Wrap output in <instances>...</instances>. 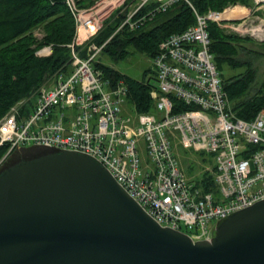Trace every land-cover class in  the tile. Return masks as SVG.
<instances>
[{
	"label": "built area",
	"instance_id": "built-area-1",
	"mask_svg": "<svg viewBox=\"0 0 264 264\" xmlns=\"http://www.w3.org/2000/svg\"><path fill=\"white\" fill-rule=\"evenodd\" d=\"M147 1L140 0L137 8ZM155 1L156 11H165L178 0ZM184 1L192 7L189 0ZM252 1L253 12L264 9V0ZM67 2L76 19V34L68 44L70 67L57 71L36 90L30 111H25V98L1 117L0 145L8 148L0 164L17 147L86 154L105 167L156 223L186 234L192 242L210 241L220 221L264 199V111L249 120L234 115L207 30L210 21L220 26L236 21L230 28L244 35L252 28L248 16L230 19L223 11L209 9L200 14L193 9L195 22L166 36L151 58L155 83L150 96L158 114L134 110L131 115L122 112L127 98L124 81L112 83L94 65L101 46H90L85 57L75 50V45L96 33L98 25L73 0ZM136 9L126 13L120 27L129 23L135 28L141 23V19L131 20ZM261 21L253 27L264 37ZM168 131L177 133L182 145L214 154L216 165L207 168L214 188L186 180ZM140 139L145 141L149 159L144 163Z\"/></svg>",
	"mask_w": 264,
	"mask_h": 264
},
{
	"label": "water",
	"instance_id": "water-1",
	"mask_svg": "<svg viewBox=\"0 0 264 264\" xmlns=\"http://www.w3.org/2000/svg\"><path fill=\"white\" fill-rule=\"evenodd\" d=\"M0 264H264V199L192 242L98 161L53 149L0 169Z\"/></svg>",
	"mask_w": 264,
	"mask_h": 264
},
{
	"label": "trees",
	"instance_id": "trees-1",
	"mask_svg": "<svg viewBox=\"0 0 264 264\" xmlns=\"http://www.w3.org/2000/svg\"><path fill=\"white\" fill-rule=\"evenodd\" d=\"M67 1L0 0V119L21 99L28 98L30 103L31 97L35 96L36 90L42 84L48 83L57 71L64 72L70 67L71 48L68 44L73 42L76 34V19ZM73 1L77 7L83 8L96 0ZM189 1L193 8L184 0H178L165 11H156L158 2L155 0H148L137 8L138 1L130 10L137 8L131 20L141 19V23L135 28H130L129 23L119 28L129 9L123 13L116 9L92 37V45L101 46L99 52L115 62L125 58L131 50L152 58L157 53L159 43L166 36L182 31L195 22L193 9L203 14L209 9L222 11L233 6L225 14L230 19H236L253 7L252 0ZM36 28L40 29L41 37L34 34ZM207 30L217 71L222 61L231 66L249 63L244 72L221 79L234 115L249 120L257 112L264 111V92L263 83L258 89L251 91L256 80V71L251 61L244 58V54L257 56L260 51L246 50L244 42L248 41V37L227 33L214 22H208ZM48 46V54H38L39 49ZM261 46L264 47V43ZM74 48L79 50L81 47ZM80 54L86 56L83 51ZM94 65L102 69L104 77L112 83L124 81L127 98L136 112H152L154 105L150 90L154 87L153 82L125 75L99 60ZM7 148L5 144L0 145V159ZM50 150L53 149L41 146L17 147L3 160L0 168L18 159L44 154ZM199 182L203 183L204 189L209 190L214 185L213 175L208 171L204 172Z\"/></svg>",
	"mask_w": 264,
	"mask_h": 264
},
{
	"label": "rangeland",
	"instance_id": "rangeland-1",
	"mask_svg": "<svg viewBox=\"0 0 264 264\" xmlns=\"http://www.w3.org/2000/svg\"><path fill=\"white\" fill-rule=\"evenodd\" d=\"M138 1L140 0H96L93 4H90L87 7H83L79 9H81L80 11L84 13H88L87 16L93 19V22L98 25V30L96 31L97 33L104 26V23H106V21L111 18L109 16L113 15L116 9H119L120 11L119 13H123L125 10L127 11L128 9L130 11L134 8V6L137 4ZM232 7L233 6H228L224 8V10H222L224 12L225 18H228L226 17V14H225L227 13L228 8H232ZM245 16H248L247 21L248 23L251 24L248 27L250 26L253 27V25L255 26V24H258L260 22V19L264 20V9L256 10L255 12H253L252 7L248 8V10H246V14L243 15V17ZM257 16H260L259 17L260 19L256 18ZM235 22L234 23L229 22L230 25L225 23L223 26H220V25L218 26L222 28L223 30H225L227 33L242 36L244 38L248 37L247 38L248 41L244 42V45H246V48H245L246 50L255 49L257 51H260V54L259 55L257 54V56L252 55L250 53L249 54L243 53V54H244V58H247L251 61V65L252 67H254L256 71V80H255L254 85L252 86L251 91L258 89L261 83H263L262 90L264 92V47L261 46L264 43V38L260 39L258 38L259 36L258 37L253 36L251 35L252 33H250V31L245 33L244 35L237 33L236 29L230 28L231 25H236ZM34 34L37 37H41L40 29L39 28L34 29ZM94 35L89 37L88 40L84 41L82 44L75 45L76 48L79 46L81 47L79 48V50H76L79 56H81L80 54L81 51H83V53L84 54L86 53L87 55L88 48L92 45L91 40ZM95 50L96 49H92V52H94ZM38 51H39L38 53L40 54H48L50 52V49H46L43 47L39 49ZM81 57H85V56H81ZM94 60L95 61L99 60L100 62L104 64L110 65L125 75H129L139 80L148 79L150 82L155 83V78H154L155 68L153 66L152 59L142 53L131 50L128 53V55H126L125 58L120 59L117 62H115L106 54H103L102 52H98ZM248 65L249 63L248 64L243 63L237 66H231L228 64V62L222 61L220 62V66L218 68L219 76L222 80H224L232 74H238V73L244 72ZM35 101H36V97L32 96L30 103L27 102L26 104L27 106L25 107V111L26 110L30 111ZM122 112L124 114L134 115L133 105L128 100V98H125V101L122 103ZM152 112L155 114H158V111L155 108H153ZM168 134L170 137L171 144L173 146V151L179 162L180 169L183 172L187 181L199 182L203 173L208 171L207 168L213 169V167H215L216 161H215L214 154L200 151V150H195L186 145H182L177 133L172 135L171 132L168 131ZM138 149L140 153L141 163L142 162L144 163L145 160H149L147 156V152H146L144 139H140V141L138 142ZM214 194L215 195L219 194V191H215ZM218 198H219V201H221L222 197L220 195H218ZM213 223L214 222L211 221V224Z\"/></svg>",
	"mask_w": 264,
	"mask_h": 264
},
{
	"label": "bare ground",
	"instance_id": "bare-ground-1",
	"mask_svg": "<svg viewBox=\"0 0 264 264\" xmlns=\"http://www.w3.org/2000/svg\"><path fill=\"white\" fill-rule=\"evenodd\" d=\"M259 25H260V24H259ZM259 25H258V26H259ZM250 32H252V33L254 34V36H257V37L259 36L258 38H260V39L264 38L263 36H260V35H259L260 32L258 33V30L256 29V27H255V28L252 27V28L250 29Z\"/></svg>",
	"mask_w": 264,
	"mask_h": 264
},
{
	"label": "flooded vegetation",
	"instance_id": "flooded-vegetation-1",
	"mask_svg": "<svg viewBox=\"0 0 264 264\" xmlns=\"http://www.w3.org/2000/svg\"><path fill=\"white\" fill-rule=\"evenodd\" d=\"M0 165H1V164H0ZM1 168H2V167H1ZM1 168H0V169H1Z\"/></svg>",
	"mask_w": 264,
	"mask_h": 264
}]
</instances>
